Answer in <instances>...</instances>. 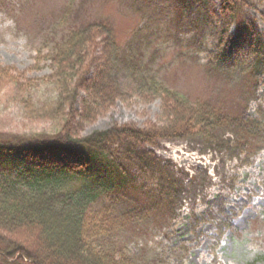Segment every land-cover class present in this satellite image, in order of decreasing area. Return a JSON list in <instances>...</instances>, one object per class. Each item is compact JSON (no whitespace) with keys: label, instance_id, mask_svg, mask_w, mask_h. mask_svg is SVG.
I'll use <instances>...</instances> for the list:
<instances>
[{"label":"rangeland","instance_id":"374dc122","mask_svg":"<svg viewBox=\"0 0 264 264\" xmlns=\"http://www.w3.org/2000/svg\"><path fill=\"white\" fill-rule=\"evenodd\" d=\"M212 1V24L201 28L194 23L200 9L189 0H0V68L22 84L0 85L1 137L59 131L62 120L48 111L55 94L47 55L71 29L94 21L111 28L117 51L109 74L122 96L83 123L80 134L115 123L157 125L161 99L149 90L151 79L228 115L245 109L260 123L261 139L243 146L225 128L149 147L181 186L170 211L154 210L115 235V247L143 264H264V76L255 82L211 70L222 19ZM243 1L229 32L252 25L264 39V0Z\"/></svg>","mask_w":264,"mask_h":264},{"label":"trees","instance_id":"16d2710c","mask_svg":"<svg viewBox=\"0 0 264 264\" xmlns=\"http://www.w3.org/2000/svg\"><path fill=\"white\" fill-rule=\"evenodd\" d=\"M189 1L200 9L194 23L212 24L213 1ZM218 1L222 19L218 32L211 27L218 46L209 67L257 82L264 76L262 34L252 25L230 33L245 2ZM112 42L103 22L71 29L47 55L53 69L47 84L55 94L48 111L62 120L59 131L0 136V264H143L115 247V235L154 210L170 211L181 186L149 147L160 140L214 137L225 128L236 146L261 139L260 123L245 109L228 115L153 79L148 88L161 99V122L141 128L115 123L80 134L83 123L122 96L109 74L117 51ZM9 70L0 68V85L21 86Z\"/></svg>","mask_w":264,"mask_h":264},{"label":"clouds","instance_id":"9594fccd","mask_svg":"<svg viewBox=\"0 0 264 264\" xmlns=\"http://www.w3.org/2000/svg\"><path fill=\"white\" fill-rule=\"evenodd\" d=\"M253 251H255V249H253Z\"/></svg>","mask_w":264,"mask_h":264}]
</instances>
